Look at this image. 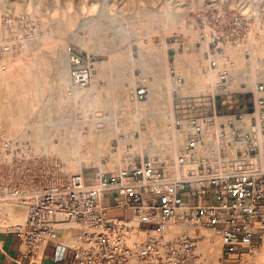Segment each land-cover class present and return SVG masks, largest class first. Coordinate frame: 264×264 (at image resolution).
Segmentation results:
<instances>
[{
	"label": "rangeland",
	"instance_id": "1",
	"mask_svg": "<svg viewBox=\"0 0 264 264\" xmlns=\"http://www.w3.org/2000/svg\"><path fill=\"white\" fill-rule=\"evenodd\" d=\"M223 9L243 18L246 26L239 31L248 36L237 46L219 44L228 63L218 56L220 49L210 52L219 66L211 70L210 41L222 33L217 13ZM69 49L93 59L91 86L72 85ZM229 64L230 91L243 92L232 98L216 87L218 71ZM263 76L264 0H0V132L56 159L60 182L69 178L63 174L69 167L67 176L78 168L116 176L137 157L166 162L164 148L176 155L185 143L184 134L169 135L170 124L186 130L191 117L213 126L233 120L235 111L248 115L250 91ZM141 87L147 98L135 102L134 90ZM23 100L26 114L11 132L9 117L15 118ZM116 142L124 151L113 155ZM23 220L21 207L0 204V226ZM197 234L220 251L215 231L201 228ZM263 250L255 254L260 264ZM219 258L201 257L204 264H220Z\"/></svg>",
	"mask_w": 264,
	"mask_h": 264
},
{
	"label": "built area",
	"instance_id": "2",
	"mask_svg": "<svg viewBox=\"0 0 264 264\" xmlns=\"http://www.w3.org/2000/svg\"><path fill=\"white\" fill-rule=\"evenodd\" d=\"M223 11L217 13L222 33L212 36L208 56L220 49L218 56L228 63L219 44L237 46L248 35L239 31L246 26L243 18ZM212 57L209 68L217 70ZM67 63L74 87L91 86L95 66L90 56L69 49ZM231 69L229 64L219 70L216 83L227 98L243 93L230 91ZM250 94L249 114L235 111L233 120L220 124L211 147L205 142L206 119L188 118L186 130L174 127L185 135L175 160L183 173L176 177L167 174V162L142 156L116 176L81 170L58 182L56 159L0 132V204L24 210L21 224L0 226V232L15 236L27 264H201L195 238L164 240L167 226L181 213L186 222L219 235L220 264H252L245 257L264 243V76ZM134 97L146 99V88H136ZM245 116L250 118L243 127ZM112 149H118L117 142Z\"/></svg>",
	"mask_w": 264,
	"mask_h": 264
},
{
	"label": "bare ground",
	"instance_id": "3",
	"mask_svg": "<svg viewBox=\"0 0 264 264\" xmlns=\"http://www.w3.org/2000/svg\"><path fill=\"white\" fill-rule=\"evenodd\" d=\"M193 62V59H190V63H192ZM193 65V64H192ZM122 97H123V105H125V103H126V101H127V99H126V91L124 90V92H123V94H122ZM133 98H134V100H135V97H134V93H133ZM135 102H138V101H136L135 100ZM27 106H26V104H25V101L23 100L22 101V104H21V107L19 108V110H17V112L15 113V118H14V116H12V118H11V116L9 117V125H10V128H9V130L11 131V132H14L15 131V127H18L17 125L19 124L18 122H21L23 119H24V112H25V114H26V110H27V108H26ZM137 113H139V111H137ZM248 119L246 120L245 119V122L246 123H244L243 124V127H245L247 124H248ZM17 124V125H16ZM210 124H212V123H209V121H207L206 123H204L203 124V129H204V136H205V142H206V144H207V146H209V147H211V145H213L215 142H216V140L215 141H213L214 139H212V138H214V136H215V134L217 133V131H218V128H219V124L218 123H215L213 126H211ZM235 124H240V123H237V122H235ZM19 129V128H18ZM186 129H187V126H186ZM167 130H169V135H171L173 132L175 133V137H178L177 136V132L175 131V129H174V123L173 124H170V127H169V129H167ZM106 132L107 131H105L104 133H103V135H105L106 136ZM140 132H142L141 130H139V139L138 140H141L140 141V143H141V146H143L142 147V150H145V146L144 145H146L147 143H145V144H143L144 143V139L143 138H141V133ZM119 136V135H118ZM185 136V135H184ZM10 141V140H9ZM77 141H78V138H76V140H75V142L77 143ZM11 142H16V141H11ZM118 143V145L120 146V144H119V142H117ZM78 144V143H77ZM119 146H118V149H117V151L118 152H114L113 153V155H115V154H119V153H121V152H123V151H119ZM120 148H121V146H120ZM79 149V151H81L80 150V148H78ZM77 149V150H78ZM125 149V148H124ZM113 150V149H112ZM99 151H101V150H99ZM114 151V150H113ZM127 151V150H126ZM164 152L163 153H165V159H166V162L168 163L167 164V166H166V172H167V174H169V175H171V176H179V175H181V173H183V170H181V169H179L176 165H175V160H176V157L178 156V150L176 151V155H172L171 153H169V151H168V148L166 147V148H164V150H163ZM128 152V151H127ZM229 153H230V155H232L233 154V151L232 150H230L229 151ZM122 169V167L121 168H119L118 169V171H120ZM100 170V169H99ZM73 171V169L72 168H67V170L65 169V171H63V174H64V179H66L67 177H70V176H67L68 174L67 173H70V172H72ZM78 173H80L81 172V168H78V170H76ZM101 172H103L102 170H100ZM72 175H74V174H72ZM71 175V176H72ZM62 178V177H61ZM58 182H60V181H58ZM199 229H201L200 227H196L194 224H192V223H188V222H186L185 220H184V217L182 216V214L180 213L168 226H167V228H166V232H165V234H164V240H166V241H177V240H179V239H181V237H183V236H189V237H193V238H195L196 239V250H195V254H196V256L198 257V259H199V262L201 263V264H204V262H202V259H201V257H203V258H205V259H208L209 261H213V259H214V255H215V253L216 254H218L219 253V256L221 257V247H220V251L219 250H216L215 251V244H214V242L213 241H207V242H204L203 243V241H204V238H202V236H200V235H198L197 234V232L199 231ZM202 243H203V246H201L202 245ZM264 246V243L260 246V247H258L255 251H254V253L253 254H251L250 256H246L245 258H246V260H248L250 263H252V264H260L259 262H258V259H260V255L259 256H256L255 257V254L256 253H258L260 250H261V248ZM214 247V248H213ZM263 256H264V250H263ZM199 256H201V257H199ZM254 257H255V259H254ZM220 259V258H219ZM261 264H264V260H263V262L261 263Z\"/></svg>",
	"mask_w": 264,
	"mask_h": 264
},
{
	"label": "crops",
	"instance_id": "4",
	"mask_svg": "<svg viewBox=\"0 0 264 264\" xmlns=\"http://www.w3.org/2000/svg\"><path fill=\"white\" fill-rule=\"evenodd\" d=\"M0 264H27L18 253V246L15 236L0 233ZM43 264H49L44 260Z\"/></svg>",
	"mask_w": 264,
	"mask_h": 264
}]
</instances>
